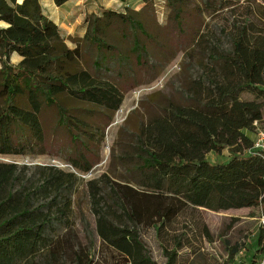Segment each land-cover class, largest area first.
Instances as JSON below:
<instances>
[{
	"label": "trees",
	"instance_id": "trees-1",
	"mask_svg": "<svg viewBox=\"0 0 264 264\" xmlns=\"http://www.w3.org/2000/svg\"><path fill=\"white\" fill-rule=\"evenodd\" d=\"M70 1L53 0L56 7ZM113 1L123 4V11L87 15L83 35L71 37L44 15L39 0H0V156H42L59 147L81 174L98 164L94 146L102 142L105 127L78 118L71 101L103 108L109 121L123 95L81 66L82 45L100 57L96 70L115 59L119 67L134 63L144 69L149 46L175 35L209 60L197 61L202 74L188 81L187 106L156 105L130 134L127 150L118 157L128 181L86 183L99 239L96 256L93 240L82 236L73 220L74 190L81 182L75 173L54 166L30 173L26 166L0 162V264H158L143 233L153 232L160 242L179 217L200 209L264 211V155L253 149L250 137L264 113V32L250 33L246 19L231 49L221 50L208 46L200 22L203 14L226 7L216 8L215 0H200L193 8V0H164L168 28L163 33L147 25L155 0H138L139 11L129 7L132 0ZM113 35L131 41L126 54L109 42ZM12 54L21 59L16 65L9 63ZM243 93L253 98L242 99ZM49 123L65 142L48 136ZM224 150L230 156L225 162L207 161L206 155ZM263 244L264 228L254 242L258 255H264ZM186 247L177 237L162 245L164 264H176ZM240 249L229 248L228 257Z\"/></svg>",
	"mask_w": 264,
	"mask_h": 264
},
{
	"label": "rangeland",
	"instance_id": "rangeland-1",
	"mask_svg": "<svg viewBox=\"0 0 264 264\" xmlns=\"http://www.w3.org/2000/svg\"><path fill=\"white\" fill-rule=\"evenodd\" d=\"M215 1L216 8L226 7L211 16L203 14L200 19L202 27L204 26L207 30L205 40L208 46L216 45L221 50L229 51L232 37L242 27L246 19L252 24L250 33L262 34L264 32V0ZM81 2L84 6L83 9L92 14L99 13L102 9L112 11H123L124 9L123 5L110 0H82ZM154 3L155 12L154 14L147 13V25L149 30L163 33L168 28V24L165 22V3L164 0H155ZM39 4L45 9L48 8V5L52 6L53 2L52 0H39ZM199 4H201L200 0H193L189 8ZM129 7L139 11L142 4L138 0H132ZM65 18L60 22L63 34L67 36L66 32H69L74 36L81 35L83 28L82 25H79V18L71 16ZM185 26L188 27V20ZM234 26L238 28H234ZM114 36L109 37V42L126 54L131 46V41H123ZM170 38L167 42L161 41V46H149V65L144 69L137 68L134 63L130 64L129 68L127 66L119 67V62L115 59L101 63L99 67L101 69L96 70L94 62L100 59L97 52L89 46H81L82 59L85 63L81 66L95 78L108 81L116 86L123 95L121 106L109 121L108 117L102 115L103 108L83 104L74 99L71 101V105L78 109L74 112L78 118L91 121L98 128L105 127L102 142L94 146L98 164L89 173L81 174L73 169L66 161L68 151L59 147L48 148L47 154L42 156L31 154L0 156V162L26 166L30 173H34L37 167L54 166L65 172L75 173L80 178L81 182H77L74 190L73 220L76 230L80 231L82 236L89 235L93 240L95 256L99 239L95 234L94 219L89 210L86 183L103 179L108 185V181L121 183H124L125 180L128 181L129 177L125 170L118 165V157L123 154V150H127L125 145L130 143V134L140 122L144 121L146 112L153 110L156 105L172 101L187 106L188 81L196 79L202 74L197 61L201 58L205 62L209 60L207 54L200 55L197 47L180 41L176 35ZM66 44L68 47H73L69 41ZM18 60L14 54L9 57L10 64H15ZM261 88L264 89V86ZM252 98L249 93L242 94V99L250 100ZM92 116H94L93 119ZM48 121H50L49 118ZM47 126L50 138L65 142V135H56L51 124L49 123ZM255 126L256 131L250 135L252 140L255 139L257 131L264 130V113L262 121ZM229 157L227 150L222 151L219 155H206L207 161L211 163L225 162ZM99 185H102V182ZM201 224L206 227V234L202 233ZM262 228H264V211L260 208L223 212L200 209L179 217L169 234L165 235L160 242L156 240L151 231L143 233L142 238L152 259L158 264L166 262L161 246H169L174 237L182 238L183 243L187 246L179 251L176 264H252L254 260L256 264H259L264 255L263 253L258 255L253 247ZM237 245L241 247L240 251L232 258L228 257L229 248L232 249Z\"/></svg>",
	"mask_w": 264,
	"mask_h": 264
},
{
	"label": "crops",
	"instance_id": "crops-1",
	"mask_svg": "<svg viewBox=\"0 0 264 264\" xmlns=\"http://www.w3.org/2000/svg\"><path fill=\"white\" fill-rule=\"evenodd\" d=\"M17 2H19L18 0H16ZM23 0H21L20 2L22 3ZM82 0H72L68 3H66L64 6L62 7H56L54 5V2L52 4V6H49L48 5V8H43L42 6V10H43V13L44 15L49 19L51 20L56 26H58V28L61 30V32L63 31V28L62 26L60 25V22L63 20V19H66L65 17H76L79 18V25H82V28H83V22H84V18L85 16L87 15H90L92 13H88L86 12L82 6ZM111 2H117V1H113V0H110ZM119 3V2H118ZM121 4V3H119ZM123 5V4H121ZM82 7V8H81ZM74 11V12H73ZM73 12V13H72ZM96 14V13H94ZM84 30V28H83ZM63 33V32H62ZM66 35L67 36H71V37H75L73 34H70L69 32L67 33L66 32ZM83 35V32L81 35H78L76 37H81ZM71 48V47H70ZM16 55V54H14ZM17 58L19 59L17 63L13 64V65H16L20 62V57L18 55H16Z\"/></svg>",
	"mask_w": 264,
	"mask_h": 264
},
{
	"label": "built area",
	"instance_id": "built-area-1",
	"mask_svg": "<svg viewBox=\"0 0 264 264\" xmlns=\"http://www.w3.org/2000/svg\"><path fill=\"white\" fill-rule=\"evenodd\" d=\"M253 149L264 155V130L257 131L255 139L253 141ZM259 264H264V256Z\"/></svg>",
	"mask_w": 264,
	"mask_h": 264
},
{
	"label": "water",
	"instance_id": "water-1",
	"mask_svg": "<svg viewBox=\"0 0 264 264\" xmlns=\"http://www.w3.org/2000/svg\"><path fill=\"white\" fill-rule=\"evenodd\" d=\"M18 4H20L21 2H17Z\"/></svg>",
	"mask_w": 264,
	"mask_h": 264
}]
</instances>
